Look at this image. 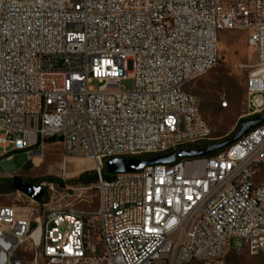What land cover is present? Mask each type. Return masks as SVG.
<instances>
[{
	"label": "built area",
	"instance_id": "2783aa9c",
	"mask_svg": "<svg viewBox=\"0 0 264 264\" xmlns=\"http://www.w3.org/2000/svg\"><path fill=\"white\" fill-rule=\"evenodd\" d=\"M221 30L245 33L256 51L245 116L264 115L261 1L0 0V164L60 144L63 161L96 164L98 198L91 213L42 212L24 194L30 203L0 206V264H219L252 237L264 254V186L253 177L264 121L213 154L104 177L109 159L211 140L186 86L217 64Z\"/></svg>",
	"mask_w": 264,
	"mask_h": 264
},
{
	"label": "rangeland",
	"instance_id": "374dc122",
	"mask_svg": "<svg viewBox=\"0 0 264 264\" xmlns=\"http://www.w3.org/2000/svg\"><path fill=\"white\" fill-rule=\"evenodd\" d=\"M256 61V51L247 45L245 33L219 31L217 64L208 73L186 86V91L197 98L200 112L212 130L211 140L202 142L203 144L230 137L239 128L240 122L248 119L245 116L246 80ZM92 86L97 88L98 84L93 83ZM121 87L132 90L134 80H122ZM222 101L227 102V107L221 106ZM63 165L60 144L46 145L34 160H30L26 151L13 152L10 169L6 170L0 164V206L30 203L26 196L12 186V177L20 176L24 181L45 189L44 197L38 202L42 212L67 210L71 207L87 213L95 211L98 206L95 182L85 186L77 181L81 175L95 172L92 163L80 158L78 164ZM67 170L71 172L70 175H65ZM254 181L264 185V164L256 171ZM43 204L47 206L44 208ZM225 264H264V254H236L230 251Z\"/></svg>",
	"mask_w": 264,
	"mask_h": 264
},
{
	"label": "water",
	"instance_id": "95a60500",
	"mask_svg": "<svg viewBox=\"0 0 264 264\" xmlns=\"http://www.w3.org/2000/svg\"><path fill=\"white\" fill-rule=\"evenodd\" d=\"M263 121L264 115H258L254 118L242 120L240 122L239 128L230 137L217 142H212L201 148L181 149L177 153L172 152L149 159L135 157L112 158L106 162V170L110 175H114L118 173L135 172L150 165L172 164L177 160V158H197L207 156L235 143L242 136L248 133L251 129L257 127ZM39 154L40 153L38 151L35 153V155ZM3 166L6 170L10 169L4 164ZM12 186L15 190L35 201H40L45 195V189L42 186H36L30 182H26L20 176L12 177Z\"/></svg>",
	"mask_w": 264,
	"mask_h": 264
},
{
	"label": "bare ground",
	"instance_id": "6f19581e",
	"mask_svg": "<svg viewBox=\"0 0 264 264\" xmlns=\"http://www.w3.org/2000/svg\"><path fill=\"white\" fill-rule=\"evenodd\" d=\"M253 1H261L262 4H264V0H253ZM205 74L206 73H204V75ZM221 106L224 107V108L227 107V102L226 101H222L221 102ZM199 114H201L200 109H199ZM203 127H204V129H209V134H212L211 127H210L209 123L207 122V120L204 117H203ZM32 144L33 145H40L41 144V135H33ZM23 151H26L29 154V158H30V150H23ZM87 160L92 163V168H95L96 164L93 161L89 160V159H87ZM79 162H80V157H72V158H69V159L65 160L64 161V165L65 166H70V165L78 164ZM262 164H264V159L260 160L257 163V165L254 166L253 177H254L256 171L259 169V167ZM70 174H71V172L68 171V170L65 172V175H70ZM260 186H264V185L260 184ZM260 244H262V237H252L251 241H250V243L248 245V248L244 249V253H240V254L255 255L258 252V246ZM188 251H190V244H183V246H180V254H187ZM195 262H199L200 264H208V259H195ZM225 263H226V261H219V264H225ZM182 264H191V262H183Z\"/></svg>",
	"mask_w": 264,
	"mask_h": 264
},
{
	"label": "trees",
	"instance_id": "16d2710c",
	"mask_svg": "<svg viewBox=\"0 0 264 264\" xmlns=\"http://www.w3.org/2000/svg\"><path fill=\"white\" fill-rule=\"evenodd\" d=\"M208 143H206V144H203V143H199V144H196V145H194L193 147H195V148H201V147H205L206 145H207ZM104 177L106 178V179H111V175L105 170L104 171ZM96 173L95 172H93V173H90V174H84V175H81L78 179H77V181L79 182V183H82V184H84L85 186H89V185H91L92 183H94L95 181H96ZM58 182H60L61 184H63L62 183V181H60V180H58ZM0 187H1V185H0ZM1 190V189H0Z\"/></svg>",
	"mask_w": 264,
	"mask_h": 264
},
{
	"label": "crops",
	"instance_id": "0c3cea01",
	"mask_svg": "<svg viewBox=\"0 0 264 264\" xmlns=\"http://www.w3.org/2000/svg\"><path fill=\"white\" fill-rule=\"evenodd\" d=\"M6 166L10 168V167H11V164H8V165H6Z\"/></svg>",
	"mask_w": 264,
	"mask_h": 264
}]
</instances>
